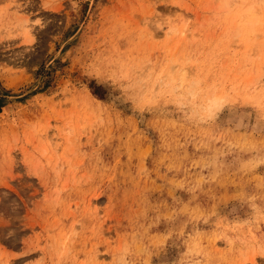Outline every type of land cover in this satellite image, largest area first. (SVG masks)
<instances>
[{
    "label": "rangeland",
    "instance_id": "obj_1",
    "mask_svg": "<svg viewBox=\"0 0 264 264\" xmlns=\"http://www.w3.org/2000/svg\"><path fill=\"white\" fill-rule=\"evenodd\" d=\"M252 261L264 0H0V264Z\"/></svg>",
    "mask_w": 264,
    "mask_h": 264
},
{
    "label": "bare ground",
    "instance_id": "obj_2",
    "mask_svg": "<svg viewBox=\"0 0 264 264\" xmlns=\"http://www.w3.org/2000/svg\"><path fill=\"white\" fill-rule=\"evenodd\" d=\"M212 104H214V105H212V106H214V108H215V104H218V100H217V98H215L214 97V99L212 100ZM254 260V259H253ZM255 261V260H254ZM256 263V262H255ZM251 264H254V262L252 261V263Z\"/></svg>",
    "mask_w": 264,
    "mask_h": 264
}]
</instances>
